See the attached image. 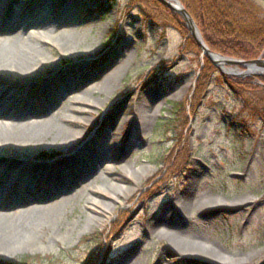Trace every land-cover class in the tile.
<instances>
[{
  "label": "rangeland",
  "instance_id": "374dc122",
  "mask_svg": "<svg viewBox=\"0 0 264 264\" xmlns=\"http://www.w3.org/2000/svg\"><path fill=\"white\" fill-rule=\"evenodd\" d=\"M9 1V11L0 4V17L14 21L24 0ZM29 1L38 13L37 0ZM75 1L81 19L94 29L72 46L53 37L37 42L56 70L41 68L32 88L40 92L43 78L53 73L60 89L65 84L73 91L89 80L98 85L72 105L73 121L66 126L82 147L92 146L94 154L82 158L88 168L98 162L101 146L104 154L109 150L99 132L115 134L106 157L110 171L82 183L89 188L62 208L51 226H37L1 249L0 264H18L24 256L31 258L26 264H264V121L242 112V102L223 83L230 76L215 68L192 113L205 59L187 51L176 30L149 18L137 2ZM252 1L264 9V0ZM56 12V18L69 20ZM117 64L118 79L105 92L103 80ZM34 147V168L50 165L46 174L60 176L65 164L72 166L67 160L54 165L67 149L58 148L53 137ZM175 197L193 206L187 217L173 209V234L200 247L185 254L176 253L166 238L146 233ZM8 200V194L2 197L5 206ZM212 243L221 257L199 250Z\"/></svg>",
  "mask_w": 264,
  "mask_h": 264
},
{
  "label": "bare ground",
  "instance_id": "6f19581e",
  "mask_svg": "<svg viewBox=\"0 0 264 264\" xmlns=\"http://www.w3.org/2000/svg\"><path fill=\"white\" fill-rule=\"evenodd\" d=\"M34 2L39 5L38 13L33 12L31 1L24 0L18 7L14 21H10L8 15L0 17V250L9 247L18 238L30 236L29 233L37 226H51L59 211L89 188V185L82 186V183L110 171L109 166L105 167L111 163L107 162L106 157L116 141L114 133L99 132V136L108 142L109 150L104 154L101 146L103 156L97 154L98 162L88 168L82 163V158L94 154L92 146L82 147L77 140L78 134L66 126L73 121L72 105L82 102L83 96L97 89L98 85H91L94 83L92 80L82 81L83 86L70 91L65 84L60 85L61 89L58 88V84L53 81L57 74L53 73L43 78L45 84L41 85L40 92H33L32 82L40 79L41 68L52 72L56 70L50 64L52 60L48 58L46 50L38 46L37 42L47 43L50 42L48 38L53 37L63 42L64 46H72L83 41L86 33L93 31L95 26L84 23L80 17L81 7L75 0ZM9 3V0H0V4L7 6L8 11L12 7ZM58 9L62 11L59 15L61 18L67 15V22L56 18ZM124 56L121 53L120 58L124 59ZM119 66L113 67L104 78L103 91H108L116 83ZM88 83L89 86L83 88ZM138 130L142 134L146 125ZM50 137H53L58 148L67 149L66 156L54 165L62 166L65 160L72 163V166H63L61 170L64 173L60 176L52 172L46 174L50 165L34 168L37 167L32 160L35 152L33 148L36 149L34 146L40 139ZM94 137L91 141L96 142ZM93 142L87 143L92 145ZM123 153L124 156L127 153L125 148ZM14 164H19V167L12 169L11 165ZM44 191L48 195L42 197ZM7 194L9 200L5 206L2 197ZM93 204L101 207L98 202L93 201ZM3 207L12 212L2 213ZM173 209L180 210V215L187 217L193 206L185 197H175L159 219L146 230L147 235L166 238L179 254L200 248L199 244L182 242L173 234L171 229L175 226L172 220L176 216ZM199 250L209 257H221V250L214 243Z\"/></svg>",
  "mask_w": 264,
  "mask_h": 264
},
{
  "label": "trees",
  "instance_id": "16d2710c",
  "mask_svg": "<svg viewBox=\"0 0 264 264\" xmlns=\"http://www.w3.org/2000/svg\"><path fill=\"white\" fill-rule=\"evenodd\" d=\"M139 9L160 25L176 30L186 41L187 51L200 54L180 17L153 0H133ZM194 21L207 48L222 57L252 61L264 50V9L252 0H178ZM214 67L204 60V67L192 99V113L202 101V93ZM255 82V83H254ZM242 102V112L251 119L264 121V77L254 79L228 78L223 81ZM176 104L174 108H177ZM175 110V109H174ZM176 111V110H175ZM31 258L24 256L18 264Z\"/></svg>",
  "mask_w": 264,
  "mask_h": 264
},
{
  "label": "water",
  "instance_id": "95a60500",
  "mask_svg": "<svg viewBox=\"0 0 264 264\" xmlns=\"http://www.w3.org/2000/svg\"><path fill=\"white\" fill-rule=\"evenodd\" d=\"M153 1L182 19L189 36L200 51V57L208 61L220 73V75L241 79L251 78L255 80L264 77V51L259 58L252 61L235 60L212 53L203 42L194 21L178 0Z\"/></svg>",
  "mask_w": 264,
  "mask_h": 264
}]
</instances>
